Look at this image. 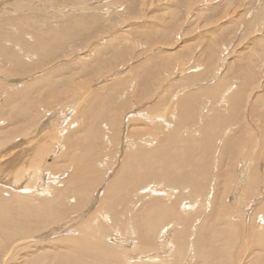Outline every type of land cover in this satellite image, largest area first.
<instances>
[{
    "label": "rangeland",
    "instance_id": "374dc122",
    "mask_svg": "<svg viewBox=\"0 0 264 264\" xmlns=\"http://www.w3.org/2000/svg\"><path fill=\"white\" fill-rule=\"evenodd\" d=\"M20 27L28 28L29 36H25L26 39L23 36L21 37V42L24 43L17 42L19 40L18 35L15 36L17 41L13 38L15 33H19L22 30ZM7 34H9V37H6L7 39L4 38L3 41L2 39L5 37L3 35L7 36ZM43 34L46 35L43 39L46 43L39 39V36ZM37 37L38 42L40 41L42 44V49H46L47 46L51 49V52L44 55L43 58L39 51H34L35 54L27 51L30 43L36 45ZM0 47L2 50L0 52V139L3 136L13 134L11 144L3 145V148L7 149V147L14 144L16 146L14 149L16 155L13 157H17L13 162L9 160H13L11 155L0 158L2 159L0 161V178L2 179L0 180L5 179L6 181L4 180L3 182L7 183V185L2 186L4 188H0V191L4 190L3 193H0L4 198L12 201L6 211H12L18 202L19 204H27L26 199H18L8 183L13 182L14 174L17 171L30 170L33 166V160L40 158L42 165L46 166V168L44 167V174L47 173L45 174L46 178H44V181L46 180L45 185L48 184L47 182L52 185L53 183L56 185V182H58V185L52 187L56 189L58 186L57 189L59 190L63 188L64 183L66 185L73 177L74 170L72 168H74V162L70 161L67 163V160L72 156V153L68 152L73 142L80 144L79 147L75 144L79 149L73 148V150L76 155H80L82 152L80 155L81 159L85 160L92 154L93 159L97 158L94 161H99V163L97 161L95 164L96 169H94L93 173L87 174L79 186L83 191L85 190L86 195L84 197L86 202L89 203L91 201V205L92 201H94V207L86 203V207H78L74 211L79 194L77 192V195L71 192L66 193L67 196H63L62 204L67 210V216L64 215L58 222H49V226L47 223L42 229L43 231H39L41 233H32L33 236L39 234L36 235L35 240L30 238V241H34L30 242V244L33 243L34 245L35 243L37 246L32 245L31 249H29L31 252L35 251V253H38L37 249L42 247L44 248V253L52 257L53 249L65 251L66 248L59 247V242L66 235L79 232L78 225L75 222L78 219L76 217L87 211L84 218H82L85 224H82L81 227L89 226L93 217H98V220L95 219L94 223L101 229L104 226L105 232L108 234L107 237L111 239H109L110 242L114 239L126 240L127 232H129L130 224L132 223V215L138 211L140 212L137 215H140L142 213L141 210L144 211L143 205H148L154 201L152 190H157L158 192L166 191L164 197L162 195H160L161 198L159 197L164 202L176 200L179 203H186L192 200L190 196L191 187L185 183L176 181L175 178L173 180V177L170 180L147 176V179L142 177L138 182H133L130 200L118 205V208L123 211L130 207L132 202L136 203L135 208L137 210H134L132 215L125 217L128 223L123 221H118L117 223L115 216L113 217L114 213L108 207H101L105 201L107 191L120 177L126 157L134 154L139 149H154V146L159 145V140H152L149 138V134L159 136L162 129L154 127L149 121L142 120L141 117L137 119L139 124H136L141 127H135L136 131L134 130V133L129 134L130 137L128 136V139L123 140L125 138V116L127 113L131 114L133 108L136 109V113L140 114L142 109L150 113L160 114L162 110L156 109V106L158 100L160 101L161 99L167 104L176 105L172 109L178 117L174 118L176 124L174 125L176 128L179 124L183 138L194 137L193 139L198 138L201 140L204 137L203 130L206 122L210 126L209 119L213 115L216 118L220 111L224 117H227L225 119L227 121H223L221 129L216 127L218 132L216 131L217 134L213 139L214 145L209 144V150L205 148L204 144H200L199 148L194 146V151L186 148L183 153H178L179 156L181 155L182 162L178 158L179 156L176 155L177 153H174L175 156L172 155L174 156L172 157L173 159L171 156L166 158L167 160L161 157L164 161H168L171 158L172 160L168 161L171 164L176 163L174 160L177 158L180 164L182 163L181 168L178 167L180 164H177L179 161L176 163L178 165L176 166L180 169V174L182 173L181 177H184L185 174L193 173L191 172L192 170L195 171L197 177H200L201 182L204 184L205 192L203 195H206L210 187L214 186L217 189L218 186V202H220L217 203L219 206H217L218 210L215 209L214 212H211L212 209L209 210L210 208H207L201 213L198 222L200 232L204 231V236L207 234L212 238L211 230L214 232L216 230L217 232H229L232 229L229 224L219 226L218 224L222 222L216 219V214L220 213L223 215L224 211L227 212H224V214L229 215L231 222L235 223L236 227L249 229L248 232H258L255 227H258V223H261L264 219V0H0ZM12 54H17L21 62L26 60L25 56L27 58V55L30 57H28V62H32L33 59V63L26 66L22 75H19L16 71L18 68L14 66V58L9 56ZM7 56L12 68L15 70L12 71L13 74H11V71H7V68L11 69L10 65L4 63V58ZM31 74H33L32 77L25 78ZM51 74L52 76H50ZM40 75L43 77L42 81H46L42 82L40 80L41 83L49 84L50 82L51 86L49 84L43 88L36 85V87H33V83H35L36 79L38 80ZM19 81H23L28 84L29 89L30 87H33V89L27 91L23 98L20 97L23 100L17 98L13 104L4 105V102L13 91V85L16 86ZM9 85L10 87H8ZM229 88L232 91L226 94ZM180 90L183 91V95H179ZM92 91L98 97L90 102L88 95L82 94ZM175 93L177 94L172 98ZM111 95L113 96L112 100L109 99L110 102L107 100L105 105L101 99L111 98ZM177 95H179V100L182 96L186 97L182 98L183 100L186 99V101H182L184 104L179 103V106V100L174 101ZM225 95L226 97L223 99ZM119 96L123 97L118 99ZM80 97L82 101L78 100ZM75 102H79V106L75 105L76 109H74L73 105ZM181 111L184 113H181ZM51 112L53 115L49 114ZM112 112H115L113 119ZM63 113L64 115H62ZM59 116L66 119L64 123H61L62 118L58 119ZM50 119H53L55 126L49 125L46 129L51 130L55 134V139L47 140L43 136L41 125ZM67 120L76 124L75 130L74 128L68 129L66 134L61 137L58 129ZM115 121L120 126L119 124L116 125ZM178 122L183 124L181 125ZM86 123L88 124L85 125ZM171 125L170 131L173 130ZM209 126L205 127V131L210 129H208ZM92 128L95 129L92 130ZM235 132L236 134H234ZM58 133L59 135H57ZM33 134L38 135L34 137ZM144 136L148 138H144L145 140L141 142V145L130 144L131 146L126 147L127 144L124 143L129 140L132 142L133 139L137 141ZM28 137H32L30 138L31 140ZM33 137H37V140H33ZM59 138L61 141L57 142ZM243 138L248 141L245 139L244 142ZM218 139L224 140L223 146L219 145L221 140ZM33 141L35 144H33ZM46 141L47 143H45ZM63 141L64 145L65 143L67 145L66 148L63 146L64 148L62 147L58 150V146L63 145ZM151 141L153 146L148 145ZM44 143L45 147L42 146ZM89 143L91 144L89 145ZM232 143L236 145L235 154H226L225 156L221 150H224L223 147L225 145H233ZM75 145L74 147H76ZM96 145L100 148L97 149ZM174 145V142H171L170 152L174 151L172 150ZM89 146H92L94 150L90 148L92 151H88ZM122 146L123 148H121ZM29 147L30 149L32 147V149L30 150ZM35 147L38 150L40 148V152L36 151ZM80 147H84V149ZM201 148H205V152ZM100 149L104 156L101 154ZM56 150H58V153ZM5 151L4 149L1 153ZM60 152H62L61 155L59 154ZM107 152H109V155H105L108 154ZM195 152L198 153L196 154ZM82 154H84V157H82ZM214 154L219 157L213 159L215 157ZM101 155L103 157H100ZM221 157H223V161ZM188 158L191 163H187ZM261 159H263V163ZM8 162L9 165L13 164V166H8ZM210 163H215L217 166ZM259 164L260 167H258ZM63 165H65V168H63ZM70 165L71 167H69ZM206 165L209 170L207 171L208 174L207 172H199L202 167L206 168ZM151 166L148 162L142 164V168L146 169ZM163 166L165 167V165ZM247 166L257 173L260 169L262 171L257 175V179L255 180L254 178V182L251 183V185L255 184L252 190L243 192L241 190L243 185L239 184L241 181L238 183V177L242 174L241 170ZM255 167L259 170L256 171ZM50 168L52 169L51 171ZM223 168L225 169L223 170ZM50 172L57 178L53 179ZM93 174L94 176H91ZM91 177L94 178L92 179L94 182L88 181ZM51 180H56V182ZM167 180L169 181L167 182ZM42 181L40 179L41 183ZM26 182L27 180L24 183ZM38 182L39 178H35L30 183L40 186L41 183ZM151 186H153V189H151ZM244 189L246 190L245 187ZM210 192L213 193V190ZM244 193L245 196L243 195ZM235 194L236 196H234ZM35 197L37 205H44L47 196L44 199L43 196ZM252 203L254 204L252 205ZM222 207L227 208L229 211ZM221 209H224L222 210L223 212H220ZM21 213L25 214V212ZM257 215L260 216L257 217ZM31 219L33 218L29 220ZM169 221L171 220H165L161 223L158 221L157 224H154L157 226L156 231H160L163 224L166 225ZM57 224L59 225L57 226ZM107 228L110 231L106 230ZM178 229L180 228H176V230ZM116 232H119V234ZM49 234L52 236H49ZM118 236L119 238H117ZM210 236L207 238L208 240L204 239L201 248H207L208 253L211 252L209 254L214 256L215 254L217 255V251L212 246V238ZM228 236L229 234H224V239ZM50 238L52 241H50ZM232 238L236 239V237ZM39 239L44 241L45 244ZM237 240L241 242H237ZM48 242L49 244H47ZM235 243L239 245H235L234 249L239 250L240 244H243L244 241L241 238H237ZM250 243L251 241L244 246L246 247L244 251L254 248L253 251L260 258L262 256L259 255L261 251ZM52 247L51 253L50 248ZM57 254L60 255V253ZM49 261L47 260L46 264Z\"/></svg>",
    "mask_w": 264,
    "mask_h": 264
},
{
    "label": "bare ground",
    "instance_id": "6f19581e",
    "mask_svg": "<svg viewBox=\"0 0 264 264\" xmlns=\"http://www.w3.org/2000/svg\"><path fill=\"white\" fill-rule=\"evenodd\" d=\"M21 26H23V25H21ZM26 26H28V25H26ZM30 26H32V25L30 24ZM21 29L22 30H20L19 33L17 32L13 36L14 40L17 41V38L15 36L18 35V37H19V40L17 41L18 43L19 42L20 43H24V42H21L22 41L21 40L22 36L25 39H26L25 36H29L27 27L26 28L24 27V28H21ZM3 36H5L2 39L4 41V38H6V37L8 38L9 34H7V36L6 35H3ZM45 37H46V35L43 34V35L39 36V39L43 40ZM35 43H36V45H32L31 43L30 44L28 43L29 44V49L27 51H30V53L33 52V54H35L34 51H39L40 55H42L41 56L42 58L44 57V55H46V54L51 52V49L48 48V46L46 47V49H42V44H41L40 41L38 42V37H37ZM25 44H27V43H25ZM1 51L2 50H1V47H0V52ZM5 56H6V54H5ZM9 56L14 58V60H13L14 61V66H15V68H18L16 71H17V73L19 75H22L24 73V70L26 69L27 65L33 63V59L32 58H31L32 62H28V57H29L28 55H27V58L25 56L26 60L24 62H21L19 60L17 54H12V55H9ZM4 63H8L10 65L11 69L7 68V71H11V74H13L12 71H15V70L12 68V66H11V64H10V62L8 60V56L6 58H4ZM14 76H16V75H14ZM32 76H33V74H31L30 76L25 77V78H29V77H32ZM43 76H45V75H43ZM50 76H52V74ZM40 77H41V75H40ZM40 77H38V80L36 79L35 83H33V87L39 86L40 88H43V87H46L49 84L51 86V83L49 82V84H46L45 80H43V81H45L44 83H41L43 77H41V79H40ZM47 78H49V77H47ZM47 78H46V80H48ZM52 80H53V78H52ZM42 85H44V86H42ZM8 87H10V85ZM33 87H30V89H29L28 84L24 83L23 81H19L16 84V86L13 85V87H12L13 91L10 93V95L8 94L9 96L6 99V101L4 102V105H11L14 102H16L17 98H20V97L23 98L24 97L23 95H25L27 93V91L33 89ZM219 88H221V87H219ZM9 89H11V88H9ZM215 89L217 90V88H215ZM65 90H64V92H65ZM231 91H232V89L229 88L228 92L226 94H229ZM85 94L88 95V97L90 99V102L98 97V95H96L93 91L92 92H85L82 95H85ZM176 94L177 93H175L172 96V98ZM179 95H183V91L182 90H180ZM179 95L176 96V99L174 101L179 100V98H178ZM123 96H119L118 99L122 98ZM228 96H230V95H228ZM183 97L184 96H182V98ZM225 97H226V95L223 97V99H225ZM21 98H20V100H23ZM101 98H103V97H101ZM112 98H113V96L111 95V98H104V99H101V101L106 105L107 104V100L108 101H109V99L112 100ZM182 98L179 100L178 104L179 103L184 104L182 101H184V100L186 101V99L183 100ZM184 98H186V97H184ZM78 100L82 101L81 97L78 98ZM157 103L158 104L156 106V109H161L162 110V113H160V114H158V113H150L149 111H144V109L141 110L142 112L140 114V113H136V111H135L136 109L133 108V110L135 112L132 110L131 114L127 113V115L125 116L124 121H126V123H125L126 126H125V134H124L125 138L123 140L128 139L129 134L131 135V133H134V130L136 131V129H134V128L139 126V125H136V124H139L138 123L139 121L137 119L139 117H141L142 120L149 121L151 123V125H153L154 127H158V128L162 129L161 135H159V136H155L153 134H149V138H151L152 140H154V139L156 141L159 140L158 141L159 145L154 146L155 147L154 149H139L134 154L128 155L126 157V160H125V162L123 164L124 167H122L123 169L121 171L120 177L114 183V185L111 186L110 189L107 191V194L105 196V201L102 203L101 207L102 206H105V208L108 207V209L112 213H114L113 217L115 216V221L117 223H118V221H121V222L123 221L124 223H128V220L125 217L132 215L134 210H137L135 208L136 207L135 206L136 203L132 202V205L130 207H128L127 209L123 210V211L118 208L119 207L118 205H121L124 201L128 202L130 200V198H131V185H132L133 182H138L142 177H145L147 179L148 177H151V176H155V177L161 178V179L162 178L170 179V178L173 177V180L176 179V181L185 183L186 185L191 187L190 196L192 197V200H190L189 202H186V203L185 202H180L179 203L176 200L172 201V202L171 201L164 202L163 199H160L161 198L160 195H162V197H164V195H166V191H159L158 192L157 190H152L151 192L153 194L154 201L151 202L148 205L144 204L143 205L144 206L143 207L144 211L141 210L142 213L140 215H137L140 211H138L137 213L132 215V223H131L132 225L130 224L131 227H130L129 232H127L128 236L126 237L127 238L126 240H124V241L122 240L121 241V240L114 239L113 241L110 242L109 241L110 238L107 237L108 234H107V232H105L104 226L101 229L94 223V220L95 219L98 220V217H93L92 222H91V224L89 226H86L85 228L81 227L82 224H85V221L82 218H84L85 214L88 212L87 211V212L83 213L82 215L79 214L76 217L78 219L75 222L78 225V229H79L78 231L79 232H74L75 234L72 233V234L66 235L59 242V245H60L59 247L62 246L63 248H66L65 251L61 250V249H60L61 251L57 250V249L55 250L52 247V248H50V250L53 249V256L52 257H51V255L45 254L44 253L45 252L44 248H42V247L37 249L38 253L37 252L35 253V251L31 252V250H29V249H31L33 243L30 244V242H34V241H30V238H32V240H35L36 239V235L41 233L39 231H41L45 227V225L47 223H48V226H49L50 225L49 222H58L59 220H61V218L64 215L67 216V214H66L67 210H65V206L62 204L63 196H67L66 193L71 192V193H75L76 194V192H77L79 194V199L76 201L77 203L75 204L74 211L78 207H83V206L86 205V203H88V202H86L85 197H84L86 195L85 192H84L85 190L83 191V189L80 188L79 186H80L81 182H83L85 176L87 174H92L94 169H96V165L95 164L97 163L98 160L94 161V159H97V158L93 159L92 154H90L91 156L89 155L90 157L88 156V158H86L85 160L81 159L80 155H81L82 152L80 153V155L79 154L76 155L74 150H73V148L79 149L78 147H79L80 144L78 145L75 142H73L70 145L69 152H68V153H72V156L67 160V163H69L70 161L74 162V165H73L74 168H72V170H74L73 171V177H72V179L70 181H68V183L66 185L64 183L65 186L63 185L62 189H60V190L57 189L58 186H57L56 189H55V187L53 188L52 186L55 185V183H53V182H52L53 185L51 183L49 184V182H47L48 184L46 183L47 185H45V181L46 180L44 181V178H46L45 174H47V173L44 174V167L46 168V166L42 165V161L40 160V158H38L35 161L32 159L33 160V166L30 168V170L29 169L27 170V169L23 168L25 170L17 171L14 174L15 178H14L13 182L12 183L11 182L8 183V184H10V187H11L10 189L13 190L14 194L18 197V199H26L27 200V204H22V203L19 204V202H18V203H16L17 205H15L13 207L12 211H10V212L6 211L7 207L10 206V203H12V201L11 200H7L6 198H4L3 195L0 193V264H46L47 260H50L47 264H264V222H263L264 219L261 221V223L260 222L258 223V227H255V229H257L258 232H248L249 229L247 230L246 228H242L241 229L240 227H236L235 223L231 222V219H230L229 215L226 214L227 212L224 211V212H226L224 214V212L222 211L224 209L226 210L227 208L222 207L224 209H221V211L220 210L219 211L223 212V215L220 214V213L216 214V219L220 220V222H222V223H220L218 225L222 226V225H226V224L228 225L229 224V226L232 229L229 232L228 231L227 232H221L220 230H218L220 232H217V230H216V232H214L213 230H211L213 238L210 235H207V234L204 236V234H205L204 231L200 232V230H199L198 222H199L201 213L205 209H207V208L209 209L210 208L209 210L212 209L211 212H214L215 209H217V206H218L217 203H220V202H218V198H219L218 186H217V189L214 186L210 187V189L206 193L207 196L203 195V193L205 192L204 191V184L201 182V180H200L201 178L197 177V173L192 170L191 172H193V173L185 174L184 177H181L182 173L180 174V169L178 168L180 166L182 167V165H181L182 163L180 164V161L182 160V158H181V155L179 156L178 153L179 152L183 153L184 149H186V148L188 150L193 149L194 146L197 148L198 146H200V144H204L205 148L207 150H209L210 149L209 144L210 145L213 144L214 136H216V134L218 132L216 130V127L217 128L219 127L221 129V127H222L221 125L223 124V121H225V119H227V117H224L222 112L219 111V114L216 115V118L213 117V116H215V115H213L212 118L209 119L210 120L209 121L210 126H209V124H207L208 122H206V125L209 126L208 129L209 128L210 129L205 131V127L207 128V126L205 125L204 130H203L204 137L201 140H199L198 138L193 139L194 137L193 138L190 137V138L187 139V137L183 138L182 135H181V130H180L179 124H178L180 122L177 123L178 127L175 128L176 124H175V119L174 118H178V117H177V114L172 109L176 105L174 106V104H170V103L167 104V103L163 102L162 99L160 101L158 100ZM78 104H79V102H75V104H73L74 105V109L77 108L75 105H78ZM179 106H180V104H179ZM103 108H104V106H103ZM147 108H145V109H147ZM45 113L48 114L47 112H45ZM114 113L112 112V119H113V115H115ZM181 113H184V112L181 111ZM49 114L51 115L52 112L49 113ZM104 114H105V112H104ZM107 114H109V112H107ZM221 114H222V116H221ZM62 115H64V113ZM90 116H91V114H90ZM109 117H110V115H109ZM60 118H62V116L58 117V119H60ZM115 119H117V118H115ZM65 120L66 119H64V117H63L61 123H64ZM69 120H71V119H69ZM53 122H54L53 119H50V120H48L46 122H43V124L41 125V131H43V133H44L43 136L46 137L47 140H52L55 137V134H53L51 132V130L46 129V127L49 126V125H54L55 126V123H53ZM59 122H60V120H59ZM45 123H47V124H45ZM50 123H52V124H50ZM87 124L88 123H86L85 125H87ZM115 124H116V121H115ZM118 124H116V125H118ZM93 125H94V123H93ZM170 125H171V128L173 129L172 131H170L171 130L170 129ZM75 126H76V124L71 123L70 121L67 120V122L58 129L61 137L64 136V134H66L68 129H72ZM119 126H120V124H119ZM111 127H114V126H111ZM139 127H141V126H139ZM88 128H89V125H88ZM94 129L92 128V130H94ZM74 130H75V128H74ZM123 132H124V128H123ZM59 133L57 135H59ZM127 133H128V135L126 136ZM144 133H146V132H144ZM14 134H16V133H14ZM234 134H236V132ZM12 135L3 136L2 139H0V158L4 157V156H7V155H11L13 160L9 159L10 162H13L14 159L17 158V157H15V158L13 157V156L16 155V152L14 150L16 148V146L14 144H12V146L7 147V149H6L5 147L3 148V145L7 146V145L11 144ZM37 135H34V137L37 136ZM147 136L141 137L137 141L133 139L132 142H130V140H129V141L124 142V143L127 144L126 147H128L130 144L131 145L132 144L133 145H136V144L141 145V142L143 140H145L146 138H148ZM34 137H33V140L34 139L37 140V137L36 138H34ZM30 138H32V137H30ZM245 139H244V142H245ZM13 140H15V139H13ZM17 140H20V139H17ZM38 140H40V139H38ZM77 140L81 141L79 139H77ZM218 140H221L219 142V145L223 146L224 145V140H222V139H218ZM249 140L251 141L250 138H249ZM60 141H61L60 138L57 139V142H60ZM89 141H90V139H89ZM97 141H98V138H97ZM97 141H96V143H97ZM197 141H199V142H197ZM246 141H248V140L246 139ZM254 141H257V140H254ZM171 142L172 143L174 142V144H175L173 149H172L174 151H172V152H170L171 150L169 148ZM45 143H47V141ZM45 143L42 146H44ZM22 144H25V143H22ZM33 144H35L34 141H33ZM57 144H59V143H57ZM60 144H62V143H60ZM75 144L78 145V147ZM90 144L91 143H89V145ZM98 144H100V143H98ZM155 144H157V143H155ZM19 145H21V144H19ZM74 145L76 147H74ZM148 145L149 146H153V142L152 141L149 142ZM63 146H65V148L67 146L66 143L64 145V141H63V145L58 146V148H59L58 150H60V148H62ZM36 147H37V145H36ZM36 147H35V149H37ZM52 147H54V146H52ZM96 147H98V145H96ZM183 147H185V148H183ZM80 148H82V147H80ZM90 148H92V146H89L88 151L91 150ZM99 148L100 147H98L97 149H99ZM121 148H123V146ZM229 148H230V150L228 151ZM4 149L6 151L4 153H1V151L4 150ZM29 149H30V147H29ZM31 149H32V147H31ZM82 149H84V147ZM92 149L94 150V148H92ZM204 149H202V150L204 151ZM216 149H217V151H219L218 148H216ZM223 149L224 150H221V152L223 151L225 156H226V154L234 155L235 152H236V145H234V144L233 145H230V144L229 145H225L223 147ZM39 150H41V149L39 148ZM39 150L37 149L36 151H39ZM58 150H56L57 153H58ZM107 150H109V149H107ZM16 151H18V150H16ZM75 151H76V149H75ZM95 151H97V150L95 149ZM193 151H194V149H193ZM100 152H101V149H100ZM107 153L108 154H105V155H109V152H107ZM174 153H177L176 155L179 156L178 158L180 159V161L176 157L175 158L177 160L174 158L175 159L174 161H176V163H177V161H179L177 163L178 165L180 164L179 166L175 162H174L175 164L174 163L171 164V163L168 162L172 157L175 156ZM59 154L61 155L62 152H60ZM84 154H82V157H84L83 156ZM101 154L104 156L103 152H101ZM102 155L100 157H103ZM172 155H174V156H172ZM205 155H203V156H205ZM208 155H209V153H208ZM41 156H42V154H41ZM169 156H171V158L168 161H164V159L168 158ZM182 156H183V154H182ZM192 156H191V158H192ZM214 156H215V154H214ZM220 156H221V153H220ZM222 156H223V154H222ZM161 157H164V159H162ZM216 157H219V156H215L213 159H215ZM233 157H235V156H233ZM109 158H111V157H109ZM193 158H195V157H193ZM196 158H197V156H196ZM221 158H222V161H223V157H221ZM27 159H24V160H27ZM183 159H184V157H183ZM263 159H261L262 163H263ZM1 160L2 159H0V161ZM56 160H57V158H56ZM104 160H105V158H104ZM146 162H148V164H150L152 166L147 168V169L146 168H142V164H146ZM189 162L191 163L190 159L187 161V163H189ZM200 162H201V160H200ZM216 162H218V161H216ZM98 163H99V161H98ZM7 164H8V166H11V165L13 166V164H11V163H10L11 165H9V162ZM210 164H212V163H210ZM213 164H215V163H213ZM47 165H48V163H47ZM163 165H165V167ZM173 165H175V166L177 165L178 167L177 166L175 167ZM2 166L4 167V165H2ZM104 166H106V165H104ZM215 166H217V164H215ZM250 166H252V165H250ZM69 167H71V165ZM107 167H108V165H107ZM183 167L185 168V166H183ZM225 167H226V165H225ZM258 167H260V164L258 165ZM63 168H65V165H63ZM176 168H178V169H176ZM224 169L225 168H223V170ZM51 170L52 169L50 168V171ZM257 170H259V169L256 168V171ZM173 171H175V172H173ZM207 171H209V170H208V167L206 165V168L202 167L201 171H199V172H207ZM241 171L240 172L242 174L239 173L240 175L238 177V183H239V181H241L239 184L243 185V187L241 188V190H243V192H247V191L249 192L255 186V184L251 185V183L254 182L253 181L254 178H255V180L257 179V175L262 170L260 169L259 172L257 173L254 170H251L249 168V166H247V167H245V169H243ZM48 172H49V170H48ZM177 172H179V173L177 174ZM50 173H51L53 179L57 178V177H55V175L52 172H50ZM55 173H56V171H55ZM115 174H116V172H115ZM207 174H208V172H207ZM91 176H94V174L91 175ZM35 178H39V182H40V179L43 180L42 183L40 182L41 183L40 186H35L34 184L30 183ZM0 179H2V178H0ZM92 179H94V178L91 177V178L88 179V181L91 180V181L94 182V180H92ZM4 180H2V181L0 180V188H4L2 186L7 185V183L5 184V182H3ZM26 180H27V182L24 183ZM47 181H49V180H47ZM51 181H54V180H51ZM91 181H90V183H91ZM168 181L169 180H167V182ZM54 182H56V180ZM59 182H61V181H59ZM57 183L58 182H56V185H58ZM153 186H151V189H153L152 188ZM78 187H79V189H78ZM244 187L246 188V190L244 189ZM237 188H239V187H237ZM147 189L149 190V188H147ZM212 190H213V193L210 192ZM144 191H142V192H144ZM258 191H260V190H258ZM258 191H257V193H259ZM0 192L3 193L4 190H2ZM236 194L234 196H236ZM243 195L245 196V193ZM35 196H43V199H44L45 196H47V198H45L44 205H42V206L37 205L35 203V199H36ZM220 200H221V198H220ZM226 201H225V203H226ZM92 202L93 203L90 205V203H91V201H90L88 203V205H90L91 207H94L95 203H94V201H92ZM255 202H257V201H255ZM253 204L254 203H252V205ZM232 205H233V203H232ZM68 206H70V205H68ZM182 207H184V209H182ZM90 211H92V210H90ZM21 212H25V214H22ZM106 214H105V216H106ZM259 216L260 215H257V217H259ZM30 218H33V219L29 220ZM74 219H75V217H74ZM70 220H72V219H70ZM165 220H171V221L166 223V225L163 224V226L161 227L160 231L157 232L156 231L157 226L154 225V224H157L158 221L161 223V222H163ZM117 223H115V224H117ZM58 225L59 224H57V226ZM134 225L136 226L135 228H134ZM176 228H180L181 230L178 229V230H180V231H178V230H176ZM53 229H54V226H53ZM74 229L77 230L76 228H74ZM108 229L109 228H107L106 230H108ZM63 231H66V230H63ZM108 231H110V230H108ZM36 232H39V233L35 234V236H33V234L36 233ZM113 233H112V235H113ZM116 233L119 234V232H116ZM224 234H229V236L226 239H224ZM230 235L232 237H236V239L237 238H241V240L244 241L243 244H240V249L239 250H236L234 248H235L236 243L237 242H241V241L237 240V242L235 243L236 239H233L232 237L230 238ZM49 236H52V235L49 234ZM209 236L212 238V246L217 251V255L214 252L215 255L212 256V255L209 254L211 252L208 253L207 248L206 249H204L203 247H202L203 249L201 248V246H203L201 244L204 243V239H207ZM53 237H52V239H53ZM115 238H116V236H115ZM117 238H119V236ZM41 239H39V240H41ZM55 239H57V238H55ZM50 241H52L51 238H50ZM249 241H251V243L253 244V246L255 248H257V249H259L261 251V254L258 253L260 256L262 255L260 258H258V255L256 254V252L253 251L254 248L251 249V250L250 249H248V250L246 249L244 251V249L246 248L244 246ZM37 242H40V241H37ZM42 242H44V241H42ZM42 242H41V244H42ZM49 242L47 244H49ZM44 244H45V242H44ZM207 244L209 246H211L209 243H207ZM250 244H249V246H250ZM34 245H35V243H34ZM43 245H41V246H43ZM238 245H236V246H238ZM51 253H52V250H51ZM57 253H60V255L57 254ZM252 253L256 254V255H253Z\"/></svg>",
    "mask_w": 264,
    "mask_h": 264
}]
</instances>
